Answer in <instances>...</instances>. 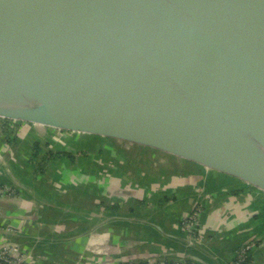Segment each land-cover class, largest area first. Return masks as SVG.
Segmentation results:
<instances>
[{
  "label": "water",
  "instance_id": "obj_1",
  "mask_svg": "<svg viewBox=\"0 0 264 264\" xmlns=\"http://www.w3.org/2000/svg\"><path fill=\"white\" fill-rule=\"evenodd\" d=\"M98 96L189 132L67 102ZM11 103L21 119L48 104L134 126L264 191V0H0V106Z\"/></svg>",
  "mask_w": 264,
  "mask_h": 264
},
{
  "label": "crops",
  "instance_id": "obj_2",
  "mask_svg": "<svg viewBox=\"0 0 264 264\" xmlns=\"http://www.w3.org/2000/svg\"><path fill=\"white\" fill-rule=\"evenodd\" d=\"M16 107L0 106V191L12 192L0 193V250L27 264H230L253 242L249 263L264 264V191L201 162L132 173L123 153L112 152L117 140L119 148L102 140L95 155L66 149L70 111L44 104L18 120ZM38 131L48 137L37 167L52 146L70 156L39 171L29 154ZM196 207L197 222L183 225Z\"/></svg>",
  "mask_w": 264,
  "mask_h": 264
},
{
  "label": "rangeland",
  "instance_id": "obj_3",
  "mask_svg": "<svg viewBox=\"0 0 264 264\" xmlns=\"http://www.w3.org/2000/svg\"><path fill=\"white\" fill-rule=\"evenodd\" d=\"M75 107V106H73ZM92 111V110H91ZM139 114L142 116H148V117H153L154 114H150L148 111L147 113L142 114L143 112L139 110ZM29 116H26L25 118L29 119L30 115L33 113V111L30 109L27 111ZM94 112V111H92ZM96 113V112H95ZM99 114V113H98ZM79 114H77V117H81ZM102 115V114H101ZM75 117V123L78 122L77 126H72L71 132L72 135H69L68 142H65L64 146L66 149H71L73 153L76 151V154H97L102 151V140H107L110 139L112 142L111 145L115 144V141L120 142L122 145L120 146V149L115 150L114 147L112 146V152H118V153H123L125 157L123 163L127 164L128 168H130V171L132 170L133 172L140 171L141 169H144L146 173H144V176H149L151 173L150 168H153L152 171H158V170H171L172 172H181L183 171L182 169L187 168H194L195 163L197 162L196 160L191 159L192 161H186V157L183 154L181 150L178 148L172 149L171 151H167L165 149L166 144H163L161 141L160 143H156L155 139L152 137V135H149L148 133L144 131L138 130V128L131 126V125H123V124H117L115 127V124L113 122L112 126L108 128H105L104 125L101 122V119H96V122L92 119H83V117L76 119ZM107 117V116H105ZM108 118V117H107ZM111 118V117H110ZM109 118V119H110ZM18 120H21V118H17ZM114 119V118H112ZM31 121H36L32 120ZM101 121V122H100ZM80 122V123H79ZM28 123V122H27ZM35 122H32L33 124ZM30 125V123H28ZM81 124L83 125L81 127ZM103 125V126H102ZM31 126V125H30ZM39 126H35L33 128H38ZM68 127H64V130H67ZM106 129V130H105ZM32 130V129H31ZM76 130V131H75ZM10 134V132H8ZM77 134V135H75ZM75 135V136H74ZM38 136L42 140H39V142L31 143V148L29 147V154L30 157H34L33 160L36 164V168L42 170L41 168L37 167V164L39 162L38 156H39V151L38 154L34 155V146L37 145V150H39V144L41 146L43 145V142H45L46 134L44 132L38 131ZM79 140L78 143L76 141V138ZM147 139H146V138ZM140 138V139H138ZM151 138V139H149ZM73 140V141H72ZM115 140V141H113ZM155 140V141H153ZM72 142H74L72 144ZM114 142V143H113ZM124 143V144H123ZM157 144V145H156ZM119 148V145H117ZM55 147V146H54ZM52 146L49 149H51L54 152H57V150ZM101 147V148H100ZM58 149H64V147ZM62 152V151H60ZM38 159V160H37ZM115 164L118 165V167L121 165L119 164V161H113ZM183 165H186L185 167ZM192 166V167H191ZM146 169V170H145ZM2 190L0 193H3V195H8L11 194V189L7 187H2ZM19 263L20 264H27L24 261H22L20 258Z\"/></svg>",
  "mask_w": 264,
  "mask_h": 264
},
{
  "label": "bare ground",
  "instance_id": "obj_4",
  "mask_svg": "<svg viewBox=\"0 0 264 264\" xmlns=\"http://www.w3.org/2000/svg\"><path fill=\"white\" fill-rule=\"evenodd\" d=\"M73 104H77L79 106H82L86 108L87 110H92L96 113L102 114L103 116H107L108 118L119 122H132L141 124L143 126H149L160 130H166L169 132H189L187 129L183 127L173 126V125H167L163 124L159 121H142L136 116L128 115L124 112H121L119 108L122 105H125L126 103L130 102V99L128 97H122V96H98L94 98H80V99H74L67 101Z\"/></svg>",
  "mask_w": 264,
  "mask_h": 264
},
{
  "label": "built area",
  "instance_id": "obj_5",
  "mask_svg": "<svg viewBox=\"0 0 264 264\" xmlns=\"http://www.w3.org/2000/svg\"><path fill=\"white\" fill-rule=\"evenodd\" d=\"M199 216V210L196 207L192 209L189 214L185 216L182 220L183 225H191L194 222H197V218ZM253 247V242H247L239 247L234 254L233 259L231 260L230 264H250L249 263V254ZM13 252H16V248H12ZM19 259L16 256H13L11 252L7 249L0 250V264H20Z\"/></svg>",
  "mask_w": 264,
  "mask_h": 264
},
{
  "label": "trees",
  "instance_id": "obj_6",
  "mask_svg": "<svg viewBox=\"0 0 264 264\" xmlns=\"http://www.w3.org/2000/svg\"><path fill=\"white\" fill-rule=\"evenodd\" d=\"M37 145H35L34 146V148H35V150H34V155L36 154H38V151L39 150H37ZM60 155H66V156H70V153L69 152H66V151H62V152H47L46 153V155H44L42 158H41V162L42 163H39V165H38V167L39 168H41V169H43L44 168V166H45V164H46V162L49 160V159H51V158H55V157H58V156H60Z\"/></svg>",
  "mask_w": 264,
  "mask_h": 264
}]
</instances>
